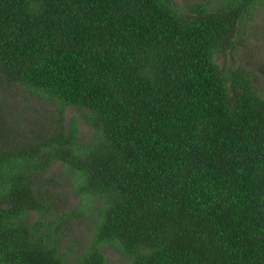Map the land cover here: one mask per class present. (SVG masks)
Here are the masks:
<instances>
[{
	"label": "trees",
	"instance_id": "1",
	"mask_svg": "<svg viewBox=\"0 0 264 264\" xmlns=\"http://www.w3.org/2000/svg\"><path fill=\"white\" fill-rule=\"evenodd\" d=\"M263 9L0 0V89L55 105L27 129L0 122V264H113L109 248L124 264H264V88L219 63ZM57 162L93 205H57L42 182ZM82 217L87 245L66 243Z\"/></svg>",
	"mask_w": 264,
	"mask_h": 264
},
{
	"label": "rangeland",
	"instance_id": "2",
	"mask_svg": "<svg viewBox=\"0 0 264 264\" xmlns=\"http://www.w3.org/2000/svg\"><path fill=\"white\" fill-rule=\"evenodd\" d=\"M180 4L191 0H177ZM246 34L242 40L238 42L237 51L228 54L219 59V63L229 67V65H244L253 71L258 80V85L264 88V75L259 68L264 66V9L258 10L251 24L245 28ZM55 108V105L33 97L22 87H12L10 89H0V122L12 125L16 128L27 129L30 122H39L41 120L48 121ZM51 113V114H50ZM79 119L80 113L75 110H68L66 120L69 122L71 118ZM35 124V123H34ZM82 130V136H89L91 130L83 121H79ZM70 170L61 162H57L52 169L42 176V182H46L47 178L52 182L51 192H54L57 199V205L65 211L76 212L89 202H94L84 197H79L75 193L72 183ZM37 216V214H34ZM66 232L65 242H71L73 246L87 245L91 237L88 219L80 218L78 221L72 222ZM106 255L111 259L113 264H124L121 255L112 249H106Z\"/></svg>",
	"mask_w": 264,
	"mask_h": 264
}]
</instances>
